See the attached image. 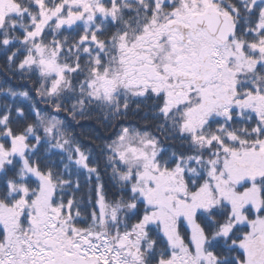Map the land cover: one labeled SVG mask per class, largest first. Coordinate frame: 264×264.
Returning <instances> with one entry per match:
<instances>
[{"label":"snow or ice","instance_id":"1","mask_svg":"<svg viewBox=\"0 0 264 264\" xmlns=\"http://www.w3.org/2000/svg\"><path fill=\"white\" fill-rule=\"evenodd\" d=\"M0 264H264V0H0Z\"/></svg>","mask_w":264,"mask_h":264},{"label":"trees","instance_id":"2","mask_svg":"<svg viewBox=\"0 0 264 264\" xmlns=\"http://www.w3.org/2000/svg\"><path fill=\"white\" fill-rule=\"evenodd\" d=\"M13 83H18V82L13 81ZM41 107H43V105H41ZM61 115H63V114H61ZM130 122H131V123H137L138 121L135 120V119H133V120H131ZM89 124H90V126H91L92 128H96V129H99V128H100V126L97 125V124H95L94 122H89ZM73 127H74V131H75V133L77 134L78 138H79L83 143H85V144H90V143H91V142L87 139V137H86L85 135L82 134V130H81L79 127H76L75 125H74ZM101 131H102V130H101ZM102 134H103L105 137H107L110 133H109V132H102ZM91 146H92L94 149H96V145H95V144H92ZM96 150L98 151V149H96ZM104 179H105V181H107V177H106V176H104Z\"/></svg>","mask_w":264,"mask_h":264}]
</instances>
